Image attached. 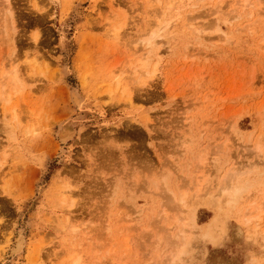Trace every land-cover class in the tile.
Wrapping results in <instances>:
<instances>
[{"label": "rangeland", "instance_id": "obj_1", "mask_svg": "<svg viewBox=\"0 0 264 264\" xmlns=\"http://www.w3.org/2000/svg\"><path fill=\"white\" fill-rule=\"evenodd\" d=\"M35 1L0 0V264H264V0Z\"/></svg>", "mask_w": 264, "mask_h": 264}, {"label": "bare ground", "instance_id": "obj_2", "mask_svg": "<svg viewBox=\"0 0 264 264\" xmlns=\"http://www.w3.org/2000/svg\"><path fill=\"white\" fill-rule=\"evenodd\" d=\"M34 1H35V0H34ZM36 1H37V0H36ZM36 1H35V2H36ZM37 2H38V1H37ZM7 6H8V5H7ZM8 7H9V6H8ZM8 7L5 9L4 15H6V16H8V17L10 18V17L12 16V15L10 16V14H11L12 12H11V8H10V7L8 8ZM8 17H7V18H8ZM12 17H13V16H12ZM7 18H6V21L8 20V21H13V22H14V20H12V18H11V20H9V18H8V19H7ZM153 19H154V18H153ZM155 19L157 20V19H160V18H157V17H156ZM155 19H154V21H156ZM157 21H159V20H157ZM5 23H6V22H5ZM11 23H12V22H11ZM11 23H10V24H11ZM156 23L158 24V22H156ZM11 25H12V24H11ZM12 26L14 27V25H12ZM155 26H156V27H155ZM155 26H152V27H154V28H151V26H150L149 29H152V30H150V31L148 30L149 33H147L148 35H147L146 37H145L146 34H145L144 36H142V37H145L143 42L145 43V45H146L148 48H150V49H149V53H147V54H151V55H152V54H153V55H155V54L158 55L156 50H158L159 47H158V44H157V42H156V39H158V37H161V33H158V27H157L156 24H155ZM14 28H15V27H14ZM168 29H169V28H168ZM14 30H15V29H14ZM195 30H197V29H195ZM148 31H147V32H148ZM195 32H198V31H195ZM166 34H167V33H166ZM116 35H117V34H116ZM166 37H167V36H166ZM164 39H166V38H163V40H164ZM142 40H143V39H142ZM35 42H36V41H35ZM156 46H157L158 48H157ZM144 47H145V46H144ZM155 47H156V48H155ZM147 51H148V50H147ZM147 54H146V56H148ZM39 57H40V56H39ZM144 57H145V56H143V61H142L143 63H142V64H139V65H141V66L138 67V69H139V68H140V69L142 68L143 74H144V71H146V70L149 68V67H148V60H146L147 58H145V60H144ZM153 57H154V56H153ZM155 57H156V56H155ZM40 58L42 59V56H41ZM141 58H142V57H141ZM148 59H150V58H148ZM36 60H37V58H34L33 61L35 62ZM140 62H141V61H140ZM32 63H33V62H32ZM149 64H150V63H149ZM133 69H134V68H133ZM138 69H137V72H138ZM15 71H16V70H13V72L11 73V75H12V76H11V79H12V82L14 81V83H17V81H18V80H17V79H18V78H17V74H16L17 72H15ZM134 71H135V70H134ZM150 71L153 72L152 69H151ZM154 71H156V70L154 69ZM137 72H135V73H137ZM140 72H141V70H140ZM141 73H142V72H141ZM133 74H134V73H133ZM146 74H147V73H146ZM146 74H144L145 77L143 76V77H144L143 79H140V77H142V76H141L142 74H140V76L138 75L139 78L136 77L137 80L139 81V84H141V85H142V84H145L146 81L148 80V79L145 80V79L147 78V76H148V78H150V77L153 75L152 73L150 74V72L148 73L150 76H149L148 74H147V76H146ZM85 80H86V79H84L83 83H85ZM117 80H119V79H117ZM117 80H116V82H117ZM143 80H144L145 82H144ZM15 81H16V82H15ZM141 81H142V83H140ZM118 82H119V81H118ZM136 83H137V82H136ZM115 84H118V83H115ZM118 85H119V84H118ZM118 85H116V86H118ZM137 85H138V84H137ZM116 86H115V89L117 88ZM118 87H120V86H118ZM121 88H122V87H121ZM109 89H110V90H109V93L112 94V92H111V85H110ZM117 89H118V88H117ZM117 89H116L115 91H117ZM126 89H127V88H125V87H124V89H123V88L121 89L122 92H123V94H124V92L126 91ZM121 90H120V91H121ZM115 91H114V92H115ZM109 93H108V94H109ZM128 93H129V92H127V93L125 92V94H127L126 96H127V97H130V96H129L130 93H129V94H128ZM110 94H109V95H110ZM121 94H122V93H121ZM129 99H131V97H130ZM1 100H2V99H1ZM130 101H131V100H130ZM3 102H4V103L6 102V104H5V106H6V105L9 103V99H3ZM7 102H8V103H7ZM127 102H128V100H127ZM5 132L7 133V131H5ZM8 132H9V131H8ZM11 133H12V132H11ZM9 134H10V133H9ZM7 135H8V134H7ZM73 136H74L73 131H70V130L64 131V132L61 134V141H67V140H70V139L73 138ZM12 138H13V135H11V134L8 135V140H9V141H12V142H13V139H12ZM7 143H8V142H7ZM258 145H259V143L257 144V148L259 147ZM255 148H256V147H255ZM255 150H256V149H255ZM258 150H259V148L257 149V151H258ZM211 155H212V154H211ZM211 155H210V156H211ZM213 156H214V155H213ZM197 159H198V158H197ZM197 162H198V161H197ZM198 163H199V162H198ZM210 164H211V163H210ZM227 170H228V169H227ZM233 171H234V170L231 169L229 173L227 172V173H228V177L230 178V181H229V179H228V181L226 180L225 184L229 182V185H230V186H232V184H230V183H232L231 181H235V179H236L237 177H239V176L237 175V173H232ZM192 172H193V171H192ZM227 173H226V174H227ZM230 173H232V174H230ZM226 174H225V179L228 178V177L226 178ZM229 174L231 175V177H230ZM198 175H199V174H198ZM201 176H202V175H201ZM222 178H223V177H222ZM161 179H162V178H161ZM161 179H159V180H161ZM164 179H165V178H163L162 181H165ZM231 179H232V180H231ZM240 179H241V177H240ZM223 180H224V179H223ZM224 181H225V180H224ZM224 181H222V182L224 183ZM222 182H221V185L223 184ZM159 183H160V182H159ZM219 185H220V184H219ZM229 185L226 184V186L230 187ZM237 185H238V183H237ZM237 185H236V186H237ZM199 186H200V184H199ZM226 186H225V187H226ZM222 187H223V186H222ZM238 187H240V186H238ZM220 188H221V187H220ZM239 189H241V188H239ZM239 189H238L237 187H233V188L231 187L230 189H226V188L224 189V187H223V188L219 189L220 191L218 190V192H221L222 197H226V198H227V199H226L227 201L232 202V200H233V202H234V199L236 198V196H237V195H240V193H238V192L240 191ZM213 190H214V189H213ZM218 192H217V193H218ZM170 193H171V192H170ZM182 193H184V192H182ZM171 194H172V193H171ZM204 194H205V193H204ZM177 195H178V193H177ZM196 195H197V194H196ZM207 195H208V194H207ZM197 196H198V195H197ZM209 196H211V195H209ZM218 196H219V198H220V195H218ZM177 197H179V195H178ZM215 197H216V196H215ZM172 198H173V197H172ZM191 198H192V197H191ZM193 198H196V197H193ZM179 199H180V198H179ZM179 199H178V200H179ZM188 199H189V198H188ZM188 199H187V200H188ZM236 199H237V198H236ZM180 200H181V199H180ZM190 200H191V199H190ZM216 200H217V199H216ZM167 202H168V201H167ZM180 202H181V201H180ZM185 202H186V201H185ZM190 202H191V201H190ZM218 202H219V200H218ZM173 203H175V202H173ZM181 203H182V202H181ZM219 203H220V202H219ZM168 204H169V203H168ZM171 204H172V203H171ZM178 204H180V203H178ZM188 204H189V203H188ZM174 205H175V204H174ZM180 205H183V204H180ZM183 206H184V205H183ZM185 206H186V205H185ZM189 206H190V204H189ZM171 207H173V206H171ZM176 207H177V206H176ZM176 207H175V208H176ZM192 210H193V209H192ZM188 213H189V212H188ZM190 213H191V212H190ZM183 215H184V216L187 218V220H188V218H189L188 216H189V215H188L187 213H186V215H188V216H186L185 213H184ZM165 216H166V215H165ZM176 216H177V215H176ZM180 216H181V215H180ZM181 217H182V216H181ZM194 217H195V216H194ZM194 217H190V220H189V221L186 220V222H184V220H183V222H182V221H179V222H182V223H181V226H182L181 229H182L183 232H185V233H181L182 235L180 234V232H178V233L176 234V235L179 234V236H180V235L182 236V237L180 236V237L182 238V239L180 238V239H181L180 242H183V237L187 236V235H186V232H187V233H188V232L191 233L190 230H189V231H187V229H186V231H184V230H185V228H186L187 226H191V224L194 223ZM176 218H177V220H179V219H178V218H179V215H178V217H176ZM183 218H184V217H183ZM213 219H214V218H213ZM224 219H225V218H224ZM173 220H175V219H173ZM173 220H172V221H173ZM220 220H221V219H220ZM172 221H171V222H172ZM191 221H192V222H191ZM214 221H215V219H214ZM222 221H223V220H222ZM222 221H221V223L223 224ZM187 222H188V223H187ZM215 222H218V220L216 219ZM248 222H249V221H248ZM173 223H174V222H173ZM183 223L186 224L187 226L185 225L186 227H185V226L183 227V225H182ZM221 223H220V224H221ZM175 224H176V223H175ZM210 224H211V222H210V223L208 222V224H205V225H209L208 228H211V227H210V226H211ZM168 225H169V224H168ZM194 225H196V224H194ZM205 225H204V227H205ZM169 226H170V225H169ZM213 226H214V225H213ZM216 226H217V225H216ZM171 227H172V226H171ZM192 227H193V225H192ZM219 227H221V228L218 229V230L222 233L221 230H222V227H223V226H220V225H219ZM219 227H218V228H219ZM187 228L191 229V227H187ZM208 228L205 227V229H206V231H207V234H208L207 236H210L211 241H212V236H214V235L211 233V231L214 232V230H213V229H212V230L209 229V230H210V231H209ZM224 228H225V227H223V229H224ZM214 229H215V228H214ZM216 229H217V228H216ZM218 230H215V231L217 232ZM74 231H75V230H74ZM164 231H165V230H164ZM194 231H195V230H194ZM206 231H205V232H206ZM220 232H219V233H220ZM183 234H184V236H183ZM203 234H205V233H203ZM191 235H192V234L189 235V236H190V239H191V237H192ZM216 235H217V234H216ZM240 235H241V234H240ZM194 236H195V235H194ZM205 236H206V235H203V238H204ZM207 236H206V237H207ZM220 236H221V235H220ZM220 236L217 235V237H220ZM217 237H214L215 240H217ZM186 238H187V239H186ZM210 238H209V241H210ZM214 238H213V239H214ZM180 239H179V240H180ZM188 239H189L188 236L185 237V238H184V241H186V242H184L183 244L180 243V245H179L178 242H177L176 244L179 245V247L177 246L178 249H177L176 247H173V248H174V249H173V252H172L173 255L171 254V257L173 256V257H172V261H173L174 259L177 260L180 256L182 257V253L184 254L183 251L185 250L184 248H185L186 246L189 245L188 243H189L190 239H189V241H188ZM176 241H177V240H176ZM176 241H175V242H176ZM187 241H188V242H187ZM213 241H214V240H213ZM186 243H187V245H186ZM213 244H214V242H213ZM185 245H186V246H185ZM20 246H21V245H20V242H18L17 245H16V247H15V249L13 250V252H17V251L20 249ZM174 246H176V245H174ZM176 249H177V251H175ZM186 249H187V248H186ZM187 251H188V250H187ZM174 252H176V253H174ZM180 253H181V255L179 256ZM176 254H177V257L174 256V255H176ZM186 255H187V254H186ZM178 256H179V257H178ZM174 257H176L177 259L174 258ZM181 257H180V258H181ZM173 258H174V259H173ZM180 258H179V259H180ZM170 259H171V258H170ZM179 259H178V260H179Z\"/></svg>", "mask_w": 264, "mask_h": 264}]
</instances>
